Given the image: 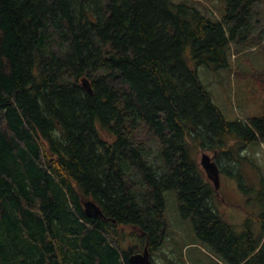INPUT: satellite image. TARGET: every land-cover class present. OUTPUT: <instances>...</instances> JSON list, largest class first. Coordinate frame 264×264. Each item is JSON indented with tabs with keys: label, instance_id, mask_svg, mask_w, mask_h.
Listing matches in <instances>:
<instances>
[{
	"label": "trees",
	"instance_id": "16d2710c",
	"mask_svg": "<svg viewBox=\"0 0 264 264\" xmlns=\"http://www.w3.org/2000/svg\"><path fill=\"white\" fill-rule=\"evenodd\" d=\"M260 1L223 0L213 19L187 0H0V264L152 256L168 190L220 261L264 264V212L237 232L192 155L241 182L239 151L264 143V109L227 119L197 72L230 66Z\"/></svg>",
	"mask_w": 264,
	"mask_h": 264
},
{
	"label": "rangeland",
	"instance_id": "374dc122",
	"mask_svg": "<svg viewBox=\"0 0 264 264\" xmlns=\"http://www.w3.org/2000/svg\"><path fill=\"white\" fill-rule=\"evenodd\" d=\"M187 1L193 2L213 19L224 14L223 0ZM254 9L256 13L252 19L251 37L246 42L232 43L230 66L220 70H212L205 65L197 67L201 83L212 92L214 102L229 120L259 116L264 109V79L261 72L264 67V0L256 3ZM235 144V138L231 137L228 146L234 151ZM202 153L209 154L214 162L216 159L210 150L193 151L192 155L207 179L200 165ZM239 153L246 158L240 167L244 176L241 182L229 176V171L216 162L220 171V184L219 194H215V204L237 232L244 230L245 222L249 220L255 233H259L263 223L258 216L264 212V143L254 142ZM153 156L154 154L151 155ZM231 172L234 173L232 170ZM164 196L165 216L169 225L160 249L152 255L154 263L224 264L196 238L191 219L181 216L176 191L168 190Z\"/></svg>",
	"mask_w": 264,
	"mask_h": 264
},
{
	"label": "water",
	"instance_id": "95a60500",
	"mask_svg": "<svg viewBox=\"0 0 264 264\" xmlns=\"http://www.w3.org/2000/svg\"><path fill=\"white\" fill-rule=\"evenodd\" d=\"M82 85L85 89L90 91V87L88 82L83 80ZM200 165L205 171L207 177L214 185V189H219L220 177H219V169L217 164L212 160V157L207 153H202L200 158ZM85 212L88 216H101V210L97 207L92 201H86L84 203ZM138 248L137 244L128 246L127 250L131 253L128 260L130 264H155L150 257V253L148 249L145 247L142 251L134 252L135 249Z\"/></svg>",
	"mask_w": 264,
	"mask_h": 264
},
{
	"label": "flooded vegetation",
	"instance_id": "af4514ba",
	"mask_svg": "<svg viewBox=\"0 0 264 264\" xmlns=\"http://www.w3.org/2000/svg\"><path fill=\"white\" fill-rule=\"evenodd\" d=\"M207 176V175H206ZM209 180V179H208ZM210 181V180H209ZM216 194L218 195L219 193L217 192V190H216Z\"/></svg>",
	"mask_w": 264,
	"mask_h": 264
}]
</instances>
